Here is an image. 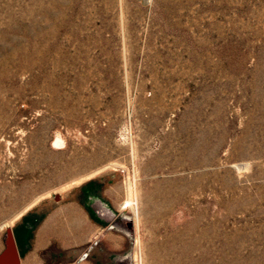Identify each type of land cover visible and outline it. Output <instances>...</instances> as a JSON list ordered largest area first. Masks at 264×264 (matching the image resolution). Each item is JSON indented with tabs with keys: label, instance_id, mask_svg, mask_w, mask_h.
<instances>
[{
	"label": "rangeland",
	"instance_id": "374dc122",
	"mask_svg": "<svg viewBox=\"0 0 264 264\" xmlns=\"http://www.w3.org/2000/svg\"><path fill=\"white\" fill-rule=\"evenodd\" d=\"M41 200L124 238L70 260L264 264V0H0V251Z\"/></svg>",
	"mask_w": 264,
	"mask_h": 264
},
{
	"label": "crops",
	"instance_id": "0c3cea01",
	"mask_svg": "<svg viewBox=\"0 0 264 264\" xmlns=\"http://www.w3.org/2000/svg\"><path fill=\"white\" fill-rule=\"evenodd\" d=\"M27 214L22 215L20 220L23 219V222L13 230L20 253V264H103L101 248L99 252L94 250L90 257L80 260H70V255L64 254L70 247L71 237L79 235L80 217L86 222L81 235L83 243L90 242L93 237L100 234V242H104L107 250L114 251L118 250L124 240L113 232L103 234L101 228L90 221L86 210L76 205L72 206L71 202L64 203L58 208H51L48 201L41 200ZM4 247L5 245L1 251Z\"/></svg>",
	"mask_w": 264,
	"mask_h": 264
},
{
	"label": "water",
	"instance_id": "95a60500",
	"mask_svg": "<svg viewBox=\"0 0 264 264\" xmlns=\"http://www.w3.org/2000/svg\"><path fill=\"white\" fill-rule=\"evenodd\" d=\"M118 220L127 223L128 229L133 232L134 227L133 222L131 220H126L123 217L119 218ZM4 245V249L0 252V264H20V253L12 228H8L6 231L4 237Z\"/></svg>",
	"mask_w": 264,
	"mask_h": 264
}]
</instances>
